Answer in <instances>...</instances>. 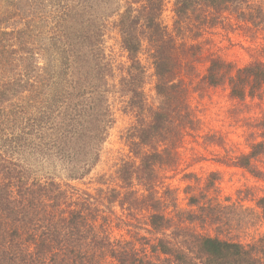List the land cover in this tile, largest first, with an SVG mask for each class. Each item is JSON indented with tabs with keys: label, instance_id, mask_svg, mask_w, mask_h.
<instances>
[{
	"label": "rangeland",
	"instance_id": "1",
	"mask_svg": "<svg viewBox=\"0 0 264 264\" xmlns=\"http://www.w3.org/2000/svg\"><path fill=\"white\" fill-rule=\"evenodd\" d=\"M163 1L161 20L175 36L174 52L182 54L179 70L189 88V107L199 123L184 129L178 162L160 167L158 180L171 189L180 208L195 210L189 205L195 195L208 211L214 210L215 226L205 220L191 224L192 229L257 245V251L264 253L260 205L264 153L253 160L252 169L235 164L254 143L264 141V89L240 99L232 95L227 83L210 86L203 78L215 57L230 63L233 70L253 61L264 62V20L259 19L264 0H237L224 12L201 8L192 13L183 32L174 23L175 0ZM127 5L128 0H0V46L7 41L3 31L23 28L38 52L33 59L35 86L20 93L23 86L13 88L15 114L2 116L0 121L5 126L0 152L12 169L17 166L30 179L55 180L69 191L96 192L119 185L116 171L123 161L131 160L127 136L138 122L137 111L121 86L129 61L119 21ZM246 12L258 24L247 21ZM67 28L70 33L91 34L95 47L87 53L76 51L68 61L58 48L67 44L62 38ZM139 59L145 67L144 104L157 105L156 77L147 49ZM14 63L7 68L11 80L21 74L20 63ZM94 95L101 101L94 112L100 115L99 125L93 122L95 114L84 111L92 101L82 100ZM97 129L102 136L96 137ZM116 204L112 203L113 210L121 214ZM124 231L115 229L114 234Z\"/></svg>",
	"mask_w": 264,
	"mask_h": 264
},
{
	"label": "trees",
	"instance_id": "2",
	"mask_svg": "<svg viewBox=\"0 0 264 264\" xmlns=\"http://www.w3.org/2000/svg\"><path fill=\"white\" fill-rule=\"evenodd\" d=\"M236 1L175 0L176 28L183 32L192 13L201 8L224 12ZM164 6L163 0H128L120 14L122 47L129 61L121 86L137 111L138 122L127 136L131 160L119 165L117 187H100L96 192L65 190L55 180L30 179L17 166L12 169L0 152V264H264V253L257 251V245L192 229L191 224L205 220L215 226L214 210L208 211L195 195L189 198L195 210L180 208L171 189L158 180L160 167L178 162L184 129L199 123L189 107V88L179 70L182 54L174 52L175 36L161 20ZM260 11L261 21V7ZM244 15L258 24L250 12ZM1 34L7 41L0 46V121L2 116L15 114L11 105L16 93L11 90L23 86L20 93L35 86L33 59L38 53L26 29ZM62 38L67 44L58 48L68 61L76 51L87 53L95 47L91 34L70 33L67 28ZM145 49L159 97L153 106L144 104L142 91L145 67L139 55ZM13 60L21 66L15 80L7 74L16 65ZM203 78L210 86L227 83L234 97L244 99L247 93L264 89V62L253 61L233 70L230 63L215 57ZM82 100L92 101L84 106L85 114L98 112L101 101L97 96ZM99 116L93 119L96 125L101 123ZM1 126L0 122L2 137L5 126ZM99 129L96 137L102 136ZM251 148L236 158V165L252 169L253 160L264 153V141ZM260 202L264 215V199ZM112 203H117L121 214ZM115 229L125 231L115 235Z\"/></svg>",
	"mask_w": 264,
	"mask_h": 264
}]
</instances>
